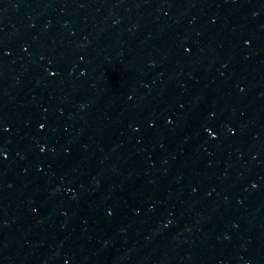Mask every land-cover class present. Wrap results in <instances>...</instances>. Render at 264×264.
<instances>
[{
    "label": "water",
    "instance_id": "obj_1",
    "mask_svg": "<svg viewBox=\"0 0 264 264\" xmlns=\"http://www.w3.org/2000/svg\"><path fill=\"white\" fill-rule=\"evenodd\" d=\"M0 264H264V0H0Z\"/></svg>",
    "mask_w": 264,
    "mask_h": 264
}]
</instances>
